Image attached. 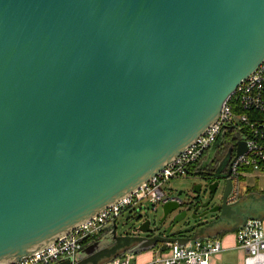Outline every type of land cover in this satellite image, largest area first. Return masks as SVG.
I'll return each instance as SVG.
<instances>
[{
  "label": "water",
  "instance_id": "water-1",
  "mask_svg": "<svg viewBox=\"0 0 264 264\" xmlns=\"http://www.w3.org/2000/svg\"><path fill=\"white\" fill-rule=\"evenodd\" d=\"M263 61L264 0H0V264L47 248L137 191L217 121ZM243 152L240 142L233 160ZM180 194L159 205V224L185 218L175 213ZM143 210L129 218L139 222ZM261 220L264 193L253 192L183 231L192 238L118 235L113 222L73 264ZM155 231L144 219L129 232Z\"/></svg>",
  "mask_w": 264,
  "mask_h": 264
},
{
  "label": "built area",
  "instance_id": "built-area-1",
  "mask_svg": "<svg viewBox=\"0 0 264 264\" xmlns=\"http://www.w3.org/2000/svg\"><path fill=\"white\" fill-rule=\"evenodd\" d=\"M240 142L244 143V152L232 161L235 182L238 178H260L264 175V61L223 102L217 121L146 184L67 236L14 264H56L65 259L73 264L76 254L107 235L111 224L124 213L131 217L146 206L155 211L157 205L169 201L161 188L170 179L196 173L227 151L232 152L233 159ZM236 196L235 187L230 201ZM233 232L235 248L244 254L243 264H264L263 221H247ZM222 249L220 237L197 239L184 246L166 244L157 247V257L146 264H212ZM131 259V255H122L111 264H132Z\"/></svg>",
  "mask_w": 264,
  "mask_h": 264
},
{
  "label": "flooded vegetation",
  "instance_id": "flooded-vegetation-1",
  "mask_svg": "<svg viewBox=\"0 0 264 264\" xmlns=\"http://www.w3.org/2000/svg\"><path fill=\"white\" fill-rule=\"evenodd\" d=\"M228 153L229 157L225 163H222L224 159V154ZM226 153L219 154L213 160V162L209 166H204L199 168V177L208 184L209 195L204 200V202L200 203L199 201L193 202L194 193L193 188L190 189L187 193L181 191L179 196L180 199V208L175 213H180L181 211H186L185 218L172 226L173 217L175 214L167 216L164 221L159 224V222L151 224L150 229H156L155 232H150L146 234H141L139 232H128L131 235H137L139 237H152L155 235H161L165 237H173V238H192V232H183L189 228L196 229L205 225H208L218 219L219 211L221 205L224 203L225 205L232 204L236 202L239 198L243 197L249 193H263L260 191H254L250 188H246L245 179L238 178L235 182V177L232 169V152L227 151ZM209 186H213L210 189ZM237 188V196L236 199L231 202L230 198ZM178 193V192H177ZM176 193V194H177ZM174 195V197L176 196ZM187 196L186 202H181L182 196ZM189 208V209H188ZM170 228L169 232L166 233L168 228Z\"/></svg>",
  "mask_w": 264,
  "mask_h": 264
},
{
  "label": "rangeland",
  "instance_id": "rangeland-1",
  "mask_svg": "<svg viewBox=\"0 0 264 264\" xmlns=\"http://www.w3.org/2000/svg\"><path fill=\"white\" fill-rule=\"evenodd\" d=\"M228 157V153L224 154V159L222 160V163H225L228 160ZM254 176L256 175L254 174ZM245 184L248 187H253L254 190L264 192V175L260 178H257V184L252 178H247ZM195 186H199L200 189L197 194H194L195 197H193L192 201H199L200 203H202L208 197L209 189L208 184L205 183V181L202 180L199 175L192 174L189 176L187 175L183 177L172 178L162 186L161 190L167 196H174L179 191H184L185 193H187L190 189L194 188ZM182 201L186 202L187 196L183 195L181 197V202ZM145 208L146 209H144L140 213L142 218L139 222H137L135 219L129 218L130 215L128 213H124L122 217L118 218L117 234L121 235L123 233L131 231L134 228H137L144 219H148L151 224L160 221L162 217L161 206L157 205L154 212L151 210V208L147 206ZM262 221L264 224V220ZM216 260L217 264H240L239 256L236 253L222 254L221 259H218V257H216Z\"/></svg>",
  "mask_w": 264,
  "mask_h": 264
},
{
  "label": "crops",
  "instance_id": "crops-1",
  "mask_svg": "<svg viewBox=\"0 0 264 264\" xmlns=\"http://www.w3.org/2000/svg\"><path fill=\"white\" fill-rule=\"evenodd\" d=\"M255 183L257 184V179H255ZM248 188L254 190L253 187H248ZM254 191H256V190H254ZM260 192H262V191H260ZM220 240L223 244V249H222V252L220 253V255L218 256V259H221L222 254L236 253L239 256L240 264H243L244 254L235 248L234 232H229V233L221 235ZM157 247H161V246H157ZM156 248H154L150 251H146V252L137 254V255H133L132 259H131V263L132 264H146V263H148L150 260L157 257L158 253L155 251ZM216 261L217 260L214 259L212 264H217ZM107 264H111V263H107Z\"/></svg>",
  "mask_w": 264,
  "mask_h": 264
},
{
  "label": "trees",
  "instance_id": "trees-1",
  "mask_svg": "<svg viewBox=\"0 0 264 264\" xmlns=\"http://www.w3.org/2000/svg\"><path fill=\"white\" fill-rule=\"evenodd\" d=\"M193 174V173H192Z\"/></svg>",
  "mask_w": 264,
  "mask_h": 264
}]
</instances>
